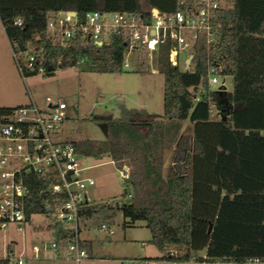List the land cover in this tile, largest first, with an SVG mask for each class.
<instances>
[{"label": "trees", "instance_id": "obj_1", "mask_svg": "<svg viewBox=\"0 0 264 264\" xmlns=\"http://www.w3.org/2000/svg\"><path fill=\"white\" fill-rule=\"evenodd\" d=\"M196 1L0 0V22L13 51L35 52L44 66L42 75L81 62L88 71L116 73L122 70L121 37L111 36L101 46L80 38L60 46L47 35L48 13L69 9L79 16L92 10L145 16L146 8L174 13L194 9ZM223 1L211 18L214 40L207 43L203 33L198 35L187 69L172 65L169 46H160L156 59L163 76V118L137 119L132 110L121 108L118 117L106 120V155L117 167L128 166L121 193L128 201L80 208L79 232L101 223L111 228L121 213L124 226L143 221L149 242L159 251L168 243H186L196 262L264 264V0ZM208 63L222 65L221 74L231 77L230 90L207 85ZM35 74L25 69L22 76ZM10 108L0 106V112ZM74 145L82 156H98L95 140L78 138ZM169 150L172 162L164 170ZM46 184L27 175L28 223L44 213L50 198ZM49 226L54 237L64 235L60 224ZM79 244L89 256L93 242L80 239ZM255 258L259 263L248 262Z\"/></svg>", "mask_w": 264, "mask_h": 264}, {"label": "built area", "instance_id": "obj_2", "mask_svg": "<svg viewBox=\"0 0 264 264\" xmlns=\"http://www.w3.org/2000/svg\"><path fill=\"white\" fill-rule=\"evenodd\" d=\"M220 4L223 5L224 1L197 0L194 9L174 13L150 7L144 10L145 16L142 13L100 10L87 11L79 16L75 10H55L47 15L46 32L60 46L74 38L101 46L107 44L111 36H119L125 43L122 67H128L126 57L133 52L156 56L160 46L167 44L170 63L187 69L198 35L203 33L207 43L214 40L211 18ZM15 24H21V21L16 19ZM12 56L21 75L25 69L43 74L44 66L37 61L33 50H12ZM140 60L147 68L144 58ZM221 71V64H207L206 79L210 88L224 87L226 76ZM64 109L65 104L59 98L46 96L43 109L30 99L27 104L0 112V228L14 225L18 231L24 232L28 223L24 210L26 178L35 174L45 179L44 190L50 196L45 200L42 215L48 217L50 223L60 224L65 231L60 238L52 235L47 246L57 256L78 262L88 256L79 244V210L93 204L86 195V189L95 181L82 177L83 167L78 162L82 155L76 150L73 139L60 134L65 120ZM117 168L122 180L126 179L128 166L122 164ZM100 228L112 233L104 223ZM31 250L36 254L39 249L33 246ZM168 255L173 254L168 252ZM5 258L7 262L0 259V264H24L21 256L13 259V263L11 255L2 259ZM248 262L259 263V260L249 259Z\"/></svg>", "mask_w": 264, "mask_h": 264}, {"label": "rangeland", "instance_id": "obj_3", "mask_svg": "<svg viewBox=\"0 0 264 264\" xmlns=\"http://www.w3.org/2000/svg\"><path fill=\"white\" fill-rule=\"evenodd\" d=\"M10 46L6 35L2 34L0 106L15 107L32 99L38 108L43 109L46 96L59 98L65 104L62 137L73 140L88 138L98 143L97 157L81 156L78 160L83 167L82 177L95 181L86 189L87 197L92 203L106 200L127 202L128 198L121 196L125 185L118 168L106 155L109 139L106 120L118 117L121 108L132 110L133 118L137 119L163 118V76L158 71L156 56L135 51L126 57L128 67H122L121 72L116 73L88 71L81 62L72 67L58 68L51 75L22 76L16 68ZM141 57L147 68L140 63ZM223 81L225 90H230L231 77L226 76ZM139 129L146 131L145 127ZM171 154L172 150L165 153L164 170L172 162ZM123 223L124 218L117 213L110 228L111 234L96 225L82 228L80 238L91 240L92 249L89 257L73 262L54 258L53 251L47 246L52 238L50 220L45 215L35 214L25 225L24 232L18 231L14 225L0 228V259L11 255V263L21 256L24 264H174L165 260L164 252L149 242L150 232L143 221L126 226ZM33 246L39 249L36 254L32 253ZM47 255H52L53 259ZM180 264L211 263L187 259Z\"/></svg>", "mask_w": 264, "mask_h": 264}, {"label": "crops", "instance_id": "obj_4", "mask_svg": "<svg viewBox=\"0 0 264 264\" xmlns=\"http://www.w3.org/2000/svg\"><path fill=\"white\" fill-rule=\"evenodd\" d=\"M2 32V33H1ZM2 34H5L4 32V29H3V26L0 22V39L2 37ZM7 38V37H6ZM8 40V39H7ZM11 48V46H10ZM12 51V50H11ZM26 104V103H25ZM52 232V230H51ZM80 233V232H79ZM53 235V233H52ZM184 246L181 247V245L179 243H168V244H165L164 245V249H163V252H164V259L165 260H168V261H172L174 264H180L181 261H186L187 259L189 260L190 259V248H189V245L188 244H183ZM185 249V250H184ZM169 252V254L171 255V253L173 255L171 256H167V253ZM33 253V252H32ZM54 256V258H56V260H59V259H63L59 256H57L55 253L52 254ZM52 255H47L48 257L52 256ZM197 255L198 256H204V251H199L197 252ZM56 256V257H55ZM89 257V256H87ZM51 259H53V257H50ZM86 258V257H85ZM161 258V257H160ZM147 259H150V258H147ZM162 259V258H161ZM67 260V259H65ZM191 260V259H190Z\"/></svg>", "mask_w": 264, "mask_h": 264}, {"label": "water", "instance_id": "obj_5", "mask_svg": "<svg viewBox=\"0 0 264 264\" xmlns=\"http://www.w3.org/2000/svg\"><path fill=\"white\" fill-rule=\"evenodd\" d=\"M211 226H209L208 231H210Z\"/></svg>", "mask_w": 264, "mask_h": 264}]
</instances>
